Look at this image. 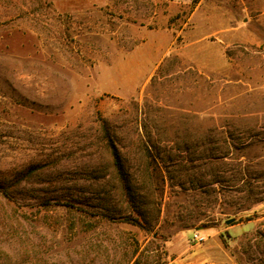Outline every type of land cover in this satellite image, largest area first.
<instances>
[{
    "label": "rangeland",
    "instance_id": "obj_1",
    "mask_svg": "<svg viewBox=\"0 0 264 264\" xmlns=\"http://www.w3.org/2000/svg\"><path fill=\"white\" fill-rule=\"evenodd\" d=\"M0 264H264V0H0Z\"/></svg>",
    "mask_w": 264,
    "mask_h": 264
},
{
    "label": "built area",
    "instance_id": "obj_2",
    "mask_svg": "<svg viewBox=\"0 0 264 264\" xmlns=\"http://www.w3.org/2000/svg\"><path fill=\"white\" fill-rule=\"evenodd\" d=\"M205 239V237L203 235H201L200 233L198 232H194L193 234V240L197 241V242H201Z\"/></svg>",
    "mask_w": 264,
    "mask_h": 264
},
{
    "label": "trees",
    "instance_id": "obj_3",
    "mask_svg": "<svg viewBox=\"0 0 264 264\" xmlns=\"http://www.w3.org/2000/svg\"><path fill=\"white\" fill-rule=\"evenodd\" d=\"M112 155H113L114 163L118 165V155L115 148L112 149ZM125 220H133V219H130L129 217H125Z\"/></svg>",
    "mask_w": 264,
    "mask_h": 264
},
{
    "label": "water",
    "instance_id": "obj_4",
    "mask_svg": "<svg viewBox=\"0 0 264 264\" xmlns=\"http://www.w3.org/2000/svg\"><path fill=\"white\" fill-rule=\"evenodd\" d=\"M233 220H234V218H229V219H226V220H225V223H227V224H228V223L232 222Z\"/></svg>",
    "mask_w": 264,
    "mask_h": 264
}]
</instances>
